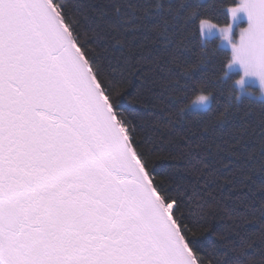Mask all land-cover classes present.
I'll return each mask as SVG.
<instances>
[{"label":"snow or ice","instance_id":"6c2138e0","mask_svg":"<svg viewBox=\"0 0 264 264\" xmlns=\"http://www.w3.org/2000/svg\"><path fill=\"white\" fill-rule=\"evenodd\" d=\"M185 7L0 0V264H264V111L169 107L193 21L264 83V0Z\"/></svg>","mask_w":264,"mask_h":264},{"label":"trees","instance_id":"16d2710c","mask_svg":"<svg viewBox=\"0 0 264 264\" xmlns=\"http://www.w3.org/2000/svg\"><path fill=\"white\" fill-rule=\"evenodd\" d=\"M209 0H173L175 5L184 3L186 7L183 9V15L187 16L188 12L192 9H197L199 15L202 11L201 5L207 4ZM217 7L215 12L212 13L214 22L217 20L227 22L226 4L230 3V0H214ZM219 37L207 38L204 43L201 42L202 37L197 31V23L193 21L189 33L185 36V44L188 47V51L185 53L186 61L188 65H195V69L190 71V75L187 78L181 79L179 86H174L176 92L179 94L177 101L170 102V110L179 118V110L181 107L188 104L190 98L197 91V85L203 83L206 85L205 91H211L213 93L211 108L207 111L197 112L196 109H187L183 113L187 119L191 120L194 117H199L203 121H212L221 112L228 109L229 114L233 111L239 110L241 112L251 113V118L255 120L264 111V101L256 100L253 97L244 95L239 103H229L228 94L232 90L231 84L234 80L239 79L241 72L234 70L230 72L226 80L221 79V75L227 74L229 69L227 68V60L231 50L228 47H221L217 40ZM171 91V89H169ZM130 99L123 102L122 107L129 112L139 111L132 106ZM210 224L213 228H219L222 221L219 217L214 220H210ZM214 236L209 233L200 238L201 242L207 245L214 241Z\"/></svg>","mask_w":264,"mask_h":264},{"label":"clouds","instance_id":"9594fccd","mask_svg":"<svg viewBox=\"0 0 264 264\" xmlns=\"http://www.w3.org/2000/svg\"><path fill=\"white\" fill-rule=\"evenodd\" d=\"M196 14H197V9L194 8V9L190 10L187 15L189 18H191L192 16H194ZM214 30L215 29H208L205 32V34L202 36L201 42L204 43L209 35H213ZM215 33L218 34V36H219V39L217 40L218 44L221 47H225L227 45V39H225V34L222 32L216 31V30H215ZM185 71H186V75L189 76L191 70L188 69ZM220 78L223 80H226L227 74H222ZM256 78H258V81H259V90L258 91L246 89L244 79H243L242 83L237 82L240 78L234 80L231 84L232 90L228 94V102L229 103H232V102L239 103L241 98L244 95H248V96L253 97L259 101H264V83L261 82V79L259 77H256ZM205 88H206L205 84H203V83L198 84L197 85V91L190 98L188 104L181 107V109H183V110L197 109V110H201V111L206 110L208 108V106L212 103L213 93L211 91H205ZM227 110L228 109L225 108V110L223 112H221L216 118L222 119L226 115ZM179 114L183 115V112L179 110Z\"/></svg>","mask_w":264,"mask_h":264},{"label":"rangeland","instance_id":"374dc122","mask_svg":"<svg viewBox=\"0 0 264 264\" xmlns=\"http://www.w3.org/2000/svg\"><path fill=\"white\" fill-rule=\"evenodd\" d=\"M248 23H249V21L247 19L246 13H244L243 11L239 12L237 14V17L235 18V20H233L231 22V36H232L233 42H236L238 40L240 29L247 27ZM211 37H219V36H218V34L215 33V30H214V34L208 36V38H211ZM226 47H228L231 50V48L229 46L226 45ZM234 70L240 71L241 76L243 75V69L237 63V64L232 65L227 76H229L230 72H232ZM241 76H240V78H241ZM244 82H245V88L246 89H251L253 91L259 90L258 78L252 77V76L244 77Z\"/></svg>","mask_w":264,"mask_h":264}]
</instances>
